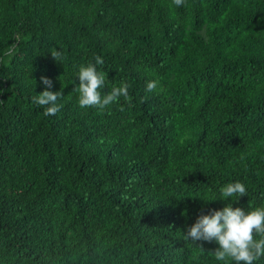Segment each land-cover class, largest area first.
Returning a JSON list of instances; mask_svg holds the SVG:
<instances>
[{
  "label": "trees",
  "instance_id": "trees-1",
  "mask_svg": "<svg viewBox=\"0 0 264 264\" xmlns=\"http://www.w3.org/2000/svg\"><path fill=\"white\" fill-rule=\"evenodd\" d=\"M96 56L131 84L103 113L73 90ZM229 202L264 205V0H0V264H224L185 234Z\"/></svg>",
  "mask_w": 264,
  "mask_h": 264
},
{
  "label": "clouds",
  "instance_id": "clouds-1",
  "mask_svg": "<svg viewBox=\"0 0 264 264\" xmlns=\"http://www.w3.org/2000/svg\"><path fill=\"white\" fill-rule=\"evenodd\" d=\"M176 6L184 4V0H172ZM52 57L61 62L63 53L53 49ZM101 56L95 57V63L88 62L81 65L78 72L79 84L73 89L79 93L80 107H94L101 113L108 106L118 103L120 98L130 100L129 89L131 84L121 81L120 84L111 86L110 90L102 95L101 89L105 87L106 74L98 71L97 65H103ZM41 82L45 90L32 98V102L44 107L45 116H54L60 112L62 105L57 103L63 96L62 91L50 90L53 81L43 76ZM157 82L149 81L146 91L156 90ZM248 194L246 184L240 180L229 182L220 189V199L232 201ZM234 198V199H233ZM216 200L205 199L206 202ZM185 239L193 241H216L218 247L211 252L215 260L224 264H254L264 257V205L249 206L246 211L241 207H233L232 202L221 209H212L208 214H201L196 222L188 229Z\"/></svg>",
  "mask_w": 264,
  "mask_h": 264
}]
</instances>
